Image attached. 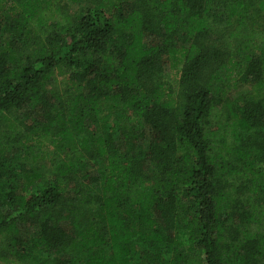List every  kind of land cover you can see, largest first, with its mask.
Wrapping results in <instances>:
<instances>
[{"label": "trees", "instance_id": "trees-1", "mask_svg": "<svg viewBox=\"0 0 264 264\" xmlns=\"http://www.w3.org/2000/svg\"><path fill=\"white\" fill-rule=\"evenodd\" d=\"M0 264H264V0H0Z\"/></svg>", "mask_w": 264, "mask_h": 264}, {"label": "rangeland", "instance_id": "rangeland-1", "mask_svg": "<svg viewBox=\"0 0 264 264\" xmlns=\"http://www.w3.org/2000/svg\"><path fill=\"white\" fill-rule=\"evenodd\" d=\"M79 6H81V5H79V4H73V7L75 9L76 8H79ZM168 75H169V73H168ZM247 90H248V87L247 86H245V87L242 86L240 89H238L237 91L234 92V96L237 97L238 95H242ZM88 168L89 169H94V167H92V166H88Z\"/></svg>", "mask_w": 264, "mask_h": 264}]
</instances>
